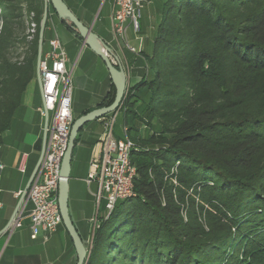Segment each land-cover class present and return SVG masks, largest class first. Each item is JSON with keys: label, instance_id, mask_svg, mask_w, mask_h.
I'll list each match as a JSON object with an SVG mask.
<instances>
[{"label": "trees", "instance_id": "16d2710c", "mask_svg": "<svg viewBox=\"0 0 264 264\" xmlns=\"http://www.w3.org/2000/svg\"><path fill=\"white\" fill-rule=\"evenodd\" d=\"M45 11L0 0V147L36 77ZM147 61L119 110L136 196L99 215L87 264H264V0H165Z\"/></svg>", "mask_w": 264, "mask_h": 264}, {"label": "crops", "instance_id": "0c3cea01", "mask_svg": "<svg viewBox=\"0 0 264 264\" xmlns=\"http://www.w3.org/2000/svg\"><path fill=\"white\" fill-rule=\"evenodd\" d=\"M64 1L84 24L91 26L93 32L109 45L113 59L116 60L115 56L118 57L124 67L128 76L129 85L137 83L143 77V73L140 70H136L130 62L125 45L122 42L114 40L115 38L112 31V14L115 0ZM143 1V7L141 8L140 14V31L136 35L133 29L129 27L128 35L133 44L137 46L142 45L143 47L142 51L138 54L130 52L133 62L144 60L145 67L147 68V56L151 55L153 52L157 28L163 18V6L165 0ZM49 12L52 16L51 22L54 32V34H50V37H53L55 32L57 33L53 21L54 11L50 9ZM63 20L64 19L60 18V22L67 29L71 38L73 37L76 41L82 43L83 40L81 41V39L68 28ZM151 27L154 28V35L150 47L151 50L149 49V51L148 46L151 41L147 31H149ZM106 28L108 31H106ZM63 46L65 47L64 44ZM67 66L70 70H73L69 55ZM112 85L113 82L111 80V87ZM38 88L41 94L39 81L35 77L28 85L23 97L22 105L15 114L10 129L5 132L4 141L0 147V166H3L2 168L0 167V231L12 218V215L22 198V194L37 166L43 149L44 119L37 110V107L41 105L36 104ZM99 103L93 107L82 110L78 115H82L83 112L88 109L92 110L99 107ZM109 117H102L95 120L98 122L99 126H101V132H98L97 128L93 127L90 122L83 127L73 154L69 186L70 194L72 195L71 198L75 204L73 210H70V214L74 225L87 247L91 246L95 232L93 222V219L96 217L95 214H93V202L95 199L93 196L94 194L91 192V187L93 184H96L98 189L97 181H92L91 183L88 182L91 170V159L97 142L104 132V121ZM25 154H27L24 159L25 171H22L20 165ZM19 192H22V194L18 195ZM82 194H86L85 198H79ZM80 201H85L86 203L85 209L87 211L84 218H81L79 213L81 212V208H83H80L81 205L79 206L77 204ZM76 206H78V208ZM31 207V202L28 201L25 196L16 215V217L19 215L21 216V226L6 230V232L0 235V264H50L53 259L59 257L64 258L63 264H76L78 259L77 251L74 242L64 225H61L47 240H44L42 236L37 239L31 237L30 220L28 218V213ZM98 214L100 215V211ZM91 225H93V232L92 229H90Z\"/></svg>", "mask_w": 264, "mask_h": 264}, {"label": "built area", "instance_id": "2783aa9c", "mask_svg": "<svg viewBox=\"0 0 264 264\" xmlns=\"http://www.w3.org/2000/svg\"><path fill=\"white\" fill-rule=\"evenodd\" d=\"M44 2L46 3L47 0ZM143 2V0H115L112 14V31L115 40L122 42L127 49L136 54L140 53L143 47L132 43L128 29L131 27L136 35L139 33ZM33 14L31 13V16ZM51 17L48 11L46 21L49 19L52 21ZM35 31L36 23L31 22V34ZM43 44L36 78L42 95V104L37 110L44 119L43 130L46 142L40 166L25 196L32 204L28 213L31 237L37 239L42 236L47 240L63 225L58 200L59 180L75 115L72 107V70L67 66V51L56 32L49 40L48 50H43ZM50 112H53L51 124ZM116 113L111 114L104 121L105 130L94 149L88 177L89 183L92 181L98 183V191L95 195L98 205L103 200L106 202L108 212L104 214L103 219L110 216L117 201L136 196L134 179L137 168L131 161L134 142L129 137L126 125L123 127L126 136L124 139L114 136ZM26 155L20 165L22 171H25ZM21 194L22 192L18 193ZM93 222L94 230L100 227L101 218L98 213ZM19 226H21V218L15 217L8 230Z\"/></svg>", "mask_w": 264, "mask_h": 264}, {"label": "water", "instance_id": "95a60500", "mask_svg": "<svg viewBox=\"0 0 264 264\" xmlns=\"http://www.w3.org/2000/svg\"><path fill=\"white\" fill-rule=\"evenodd\" d=\"M49 5H52L56 13L61 19H66L72 23V26L74 29H76L79 33V35L82 38V45L89 46L105 63L107 70L111 76V80L113 84L116 87V94L113 102L109 105L106 106H101L94 108L79 117H77L72 125L71 132H70V137H69V142H68V147L66 150V153L64 155L63 161H62V168H61V177L59 180V206H60V211L63 217V223L64 226L66 227L68 233L70 234L76 251H77V263L76 264H87L88 259L90 257L91 253V246L87 247L79 234L76 226L73 223L70 210H69V179L71 175V169H72V160H73V154L76 146V140L78 137V134L80 131L83 129V127L88 124L89 122H92L94 120L100 119L106 115L115 113L119 111L122 107L123 100L125 98L127 88L129 87V81H128V76L127 73L122 66L120 60L118 57L115 56V59H113V56L111 53V48L105 41H103L100 37H98L92 30L91 26H87L84 24L76 15L75 13L70 9V7L67 5V3L64 0H47L46 2V11L43 15L42 22H41V27H40V39H39V52H38V58H37V71H38V66H39V61L41 57V52H42V44H43V34H44V29L46 26V16L47 12L49 10ZM96 39L100 41L102 44L103 48L100 47L96 43ZM45 142H46V137L44 136V141H43V149L41 152L40 159L37 163V166L22 194V198L20 202L18 203L12 218L8 222V224L0 231V235L6 232L10 225L13 222V219L16 217L17 212L19 210V206L25 197L27 191L30 188V185L36 175V172L40 166L43 153L45 150ZM121 201V200H119ZM117 201V203L119 202ZM116 203V204H117ZM115 204V206H116ZM106 209V202H105V212L103 213L104 216L105 213H107ZM17 218H21L19 215Z\"/></svg>", "mask_w": 264, "mask_h": 264}, {"label": "rangeland", "instance_id": "374dc122", "mask_svg": "<svg viewBox=\"0 0 264 264\" xmlns=\"http://www.w3.org/2000/svg\"><path fill=\"white\" fill-rule=\"evenodd\" d=\"M23 13H25L27 15L25 20H28L30 18V16H28L26 8H23ZM53 13H54L53 14V21H54V24L56 26L57 33H58L62 43L65 45V48L68 52L69 58L72 62V66H73V70H72V85H73L72 95H73V109H74V114L76 116L82 110H84L86 108L93 107L96 104H98L102 100V98L106 96V94L109 90L115 91V94H116V87L114 84L111 87V76H110L108 70L106 69L101 58L91 48H89L88 46H83L82 43H79L73 37L71 38L67 29L60 22V18L58 16V14L56 12H53ZM101 20H102V18H101ZM52 28H53V25H52L51 19H49V21H48V23L44 29V44H43V50L44 51L49 49V40L52 38V37H50V34L51 33L54 34ZM106 31H108V29ZM153 31H154L153 27H151L149 29V31H147V33L149 35V39L151 41L150 45L148 46V50L150 49L151 44H152V38L154 35ZM78 35H79V33H78ZM81 41H82V39H81ZM126 51L128 53V57H129L132 65L136 68V70H140L143 73V75H145L147 72V68L145 67L144 60H139L138 62H135V61L133 62V58H132V55L130 53L131 51L129 49H127ZM110 87H111V89H110ZM36 104H42V98H41L39 88L37 90V103ZM139 109H141V108H139ZM52 118H53V112H50V124L52 123ZM107 119L108 118H106L105 120H107ZM146 119L140 125V128H139L140 129L139 134L141 136H146L154 130L152 127L147 126ZM90 123H92L91 125L93 127L97 128L98 132L102 131V128H101V126H99L98 122H96L94 120ZM123 127H124V113H123V111H117L116 119L114 121V129H113L114 136L116 138L124 139L126 137L124 130H123ZM104 130H105V128H104ZM130 139L133 141V139L131 137H130ZM173 181L177 184L176 180H173ZM97 191H98L97 185L93 184L91 187V192H92V194H94L93 196L95 199V200L93 199L94 200V202H93V212L94 213L93 214H95V216H96V213H99V211H100V215H103V213L105 212V200L102 201L101 205H98V202H97V199L95 196ZM191 193H193L192 190H190L189 194H191ZM85 195L86 194H82L79 196V198H81V197L85 198ZM71 197H72V195L70 194V186H69V210H71V209L73 210L74 204H75V202L72 200ZM196 197H197L196 198L197 201L200 202L199 196L197 195ZM77 204L79 206L81 205L80 208L83 207V208H81V210H80L81 212H79V213H80L81 218H84L86 211H87L85 209L86 203H85V201L84 202L80 201ZM76 207L78 208V206H76ZM90 229H92V232H93V225H91ZM63 263H64V258L59 257L57 259L56 258L53 259V261L50 264H63Z\"/></svg>", "mask_w": 264, "mask_h": 264}, {"label": "bare ground", "instance_id": "6f19581e", "mask_svg": "<svg viewBox=\"0 0 264 264\" xmlns=\"http://www.w3.org/2000/svg\"><path fill=\"white\" fill-rule=\"evenodd\" d=\"M96 43L103 48L102 44L100 43V41L98 39H96Z\"/></svg>", "mask_w": 264, "mask_h": 264}]
</instances>
